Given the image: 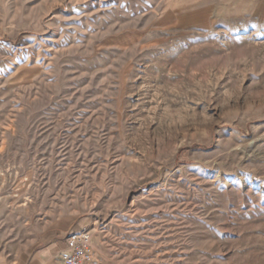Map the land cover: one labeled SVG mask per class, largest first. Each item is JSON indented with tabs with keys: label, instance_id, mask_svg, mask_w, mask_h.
I'll return each instance as SVG.
<instances>
[{
	"label": "rangeland",
	"instance_id": "obj_1",
	"mask_svg": "<svg viewBox=\"0 0 264 264\" xmlns=\"http://www.w3.org/2000/svg\"><path fill=\"white\" fill-rule=\"evenodd\" d=\"M264 264V0H0V264Z\"/></svg>",
	"mask_w": 264,
	"mask_h": 264
},
{
	"label": "built area",
	"instance_id": "obj_2",
	"mask_svg": "<svg viewBox=\"0 0 264 264\" xmlns=\"http://www.w3.org/2000/svg\"><path fill=\"white\" fill-rule=\"evenodd\" d=\"M61 254L63 264H96L92 256V234L89 231L75 233L66 240Z\"/></svg>",
	"mask_w": 264,
	"mask_h": 264
}]
</instances>
